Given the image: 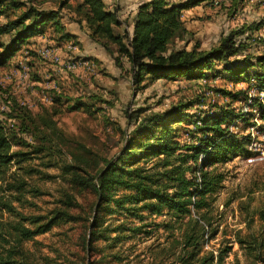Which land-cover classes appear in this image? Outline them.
<instances>
[{"label":"trees","instance_id":"obj_1","mask_svg":"<svg viewBox=\"0 0 264 264\" xmlns=\"http://www.w3.org/2000/svg\"><path fill=\"white\" fill-rule=\"evenodd\" d=\"M202 1H145L137 7L130 36L128 32L116 31L122 21L113 10L105 8L102 0H80L74 10L82 16L93 42L111 54L116 51L126 60L128 79L136 90L145 87L144 82L149 78L173 80L180 76L196 80L216 74L222 76L229 71L235 81L252 75L256 78L257 92L264 93V54L229 58L244 50L243 39L239 38L243 29L230 31L217 47L208 50L200 49L196 43L190 49L170 46L175 37L186 33L181 11ZM67 2L59 0L58 9L70 7ZM58 9L39 8L24 0H0V66L17 51L21 52V47L42 32L47 23L51 22L56 32L61 31ZM262 24L264 19L252 23L248 29H257ZM70 36V33H61L60 39ZM28 52L35 55L34 50ZM216 61H224V67L214 69ZM209 89L231 100L245 96L244 90L233 93L224 88ZM69 100L61 93H53L52 106L34 112L16 97H10L6 100L8 110L0 111L3 115L0 116V264H34L26 257L23 242L60 222L76 219L67 211L76 204L69 193L57 201L61 206L51 208L48 213L30 212L37 207L34 198L44 194L32 177L50 180L55 175L39 167L58 165L70 185L90 188L96 196V214L87 250H92V242L99 236L106 238L103 232L96 235L94 230L100 225L98 219L105 209V212L124 213L141 220L143 211L160 215L166 209L170 220L164 223L165 228L171 230L177 224L179 230L173 239L174 247L179 250L176 264H225L229 246L218 247L215 253L213 249L203 250V244L214 239L218 232L220 217L214 214L213 201L227 175L221 163L235 155L243 158L252 155L248 149L250 134L235 133L229 126L237 119L243 128L253 125L250 122L253 113L237 112L230 105L189 113L191 101L178 102L161 111L137 108L128 116V123L135 119L136 125L129 132L123 129L125 141L119 150L110 158L96 161L88 147L73 146L56 124L54 116L61 113ZM251 104L257 107L262 121L258 128L264 130V96L262 100L259 95L255 96ZM72 106L75 108L77 104ZM182 121L193 125L191 129H184L187 136L184 141L179 138V129L172 127ZM136 148H139L137 152ZM152 158L148 165L139 164L142 159ZM33 160H37L36 165ZM112 203L113 206L109 205ZM243 210L247 231L243 234L236 230V242L253 263L264 264V208L256 213L259 221L256 230L252 228L255 213L249 211L248 204L243 205ZM119 225L104 232L119 230ZM121 228L141 231L140 227H128L124 223Z\"/></svg>","mask_w":264,"mask_h":264},{"label":"rangeland","instance_id":"obj_2","mask_svg":"<svg viewBox=\"0 0 264 264\" xmlns=\"http://www.w3.org/2000/svg\"><path fill=\"white\" fill-rule=\"evenodd\" d=\"M24 1L28 5L33 4L47 10H57L59 5V0ZM79 1L68 0L66 5L70 7L58 9L63 27L61 31L56 32L52 23H47L42 32L33 35L30 42L21 47V52L17 51L5 65L0 66V111H7L6 100L16 97L19 102L36 112L41 107L52 106L53 93H61L70 100L65 102L61 113L54 116L57 126L73 146L82 144L88 147L96 161H101L102 157L110 158L119 150L125 141L123 129L129 132L136 125L135 119L128 123V116L137 108H145L148 112L161 111L175 103L191 101L192 105L187 110L189 113L229 105L237 112L253 113L250 118L253 125L243 128V123L237 119L229 126L235 133L250 134L248 149L252 151V155L248 158L235 155L221 163L227 175L213 201L214 214L220 217L218 232L214 239L203 244V250L215 251L216 248L227 245L229 251L224 256L225 264H260L253 263L247 257L235 238L236 230L243 234L247 231L243 205L248 204L249 211L255 213L252 224L255 230L259 227L256 213L264 208V130L258 128L262 121L259 120L257 107L251 106L252 99L259 95L262 100L264 93L257 92L256 78L251 75L235 81L234 75L229 71L222 76L216 74L215 77L196 80L180 76L173 80L149 78L144 82L145 87L136 90L129 82L126 60L117 55L114 48V53L111 54L89 38L82 16L74 10ZM102 1L105 8L113 10L122 21L116 31L128 32L130 36L137 7L148 0ZM180 19L186 33L182 37H175L171 47L190 49L196 43L200 49L208 50L217 47L230 31L243 29L239 38L243 39L244 50L230 56V60L241 59L244 55L264 54V24L257 29H248L252 23L264 19V0H204L194 7L182 10ZM65 32L71 36L60 39V34ZM29 49L34 50L35 55L29 54ZM115 55L119 56L118 61L114 59ZM213 67L223 68L224 61L214 62ZM210 87L224 88L233 93L244 90L245 96L231 100L229 96L213 91ZM76 104L77 107L72 108ZM0 116L3 117L1 114ZM172 127L179 129V138L184 141L187 137L184 129H191L193 125L182 121L172 124ZM153 160L154 158L142 159L139 164L148 165ZM31 162L36 165L37 160ZM58 167H39L55 175L50 180L32 177L31 180L44 194L34 198L37 207L30 212L48 213L51 208L61 206L57 201L69 193L74 196L76 204L67 208V211L75 215L76 219L60 222L48 231L23 242L25 255L30 262L177 263L175 256L179 250L174 247L173 239L179 235L178 225L171 230L165 228L164 223L170 220L166 209L160 215L143 211L142 220L124 213L105 212V209L98 219L100 225L94 230L96 235L103 232L106 238L99 236L92 242V250H87L86 243L96 214V196L90 188L79 189L70 185L62 177L59 165ZM118 193H122V190ZM109 205L113 206V203ZM122 223L128 227H140L141 231H122ZM117 225L119 230L104 232Z\"/></svg>","mask_w":264,"mask_h":264}]
</instances>
